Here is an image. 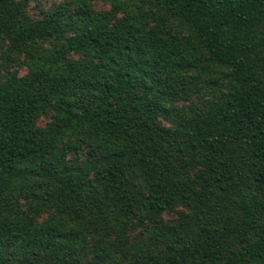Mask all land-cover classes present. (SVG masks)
<instances>
[{"label": "trees", "instance_id": "16d2710c", "mask_svg": "<svg viewBox=\"0 0 264 264\" xmlns=\"http://www.w3.org/2000/svg\"><path fill=\"white\" fill-rule=\"evenodd\" d=\"M30 1L0 0V264H264V0Z\"/></svg>", "mask_w": 264, "mask_h": 264}, {"label": "rangeland", "instance_id": "374dc122", "mask_svg": "<svg viewBox=\"0 0 264 264\" xmlns=\"http://www.w3.org/2000/svg\"><path fill=\"white\" fill-rule=\"evenodd\" d=\"M63 0H31L28 5V13L33 17L37 18L42 16L44 13L50 12L55 5L62 2ZM109 5L105 1H98L95 3L96 9H106ZM11 64L14 68H18L19 72L22 74L25 72V68L22 67V59L14 58L11 61ZM48 118L43 117L39 120V124L44 125L47 122ZM164 219L168 223H172L176 219V212L169 211L164 213Z\"/></svg>", "mask_w": 264, "mask_h": 264}]
</instances>
